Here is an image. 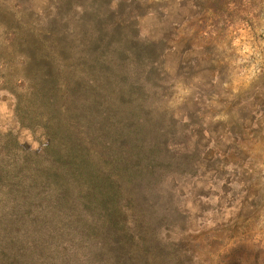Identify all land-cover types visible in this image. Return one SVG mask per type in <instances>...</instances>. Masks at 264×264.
<instances>
[{
    "label": "trees",
    "instance_id": "1",
    "mask_svg": "<svg viewBox=\"0 0 264 264\" xmlns=\"http://www.w3.org/2000/svg\"><path fill=\"white\" fill-rule=\"evenodd\" d=\"M144 1L50 0L46 24L10 42L24 49L13 116L44 131L35 149L0 133V253H20L14 263L37 253L26 264L79 254L81 264H168L164 253L180 243L155 233L180 216L171 182L177 170L194 172L196 149L168 143L161 117L174 118L157 105L162 47L135 15ZM14 2L12 14L26 8Z\"/></svg>",
    "mask_w": 264,
    "mask_h": 264
},
{
    "label": "rangeland",
    "instance_id": "2",
    "mask_svg": "<svg viewBox=\"0 0 264 264\" xmlns=\"http://www.w3.org/2000/svg\"><path fill=\"white\" fill-rule=\"evenodd\" d=\"M24 1L14 15L17 2L0 0V133L35 149L44 131L20 127L13 116L10 92L23 86L13 71L24 49L10 42L46 24L51 3L32 0L30 9ZM136 9L142 36L163 51L157 105L174 118L166 125L161 117L168 143L196 149L194 172L177 170L171 182L168 204L182 218L155 233L167 244L180 240L164 253L168 264H264V0H146ZM17 254L0 253V264L38 256L23 253L27 260L14 263ZM66 263L81 264L80 254Z\"/></svg>",
    "mask_w": 264,
    "mask_h": 264
}]
</instances>
